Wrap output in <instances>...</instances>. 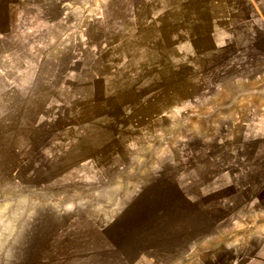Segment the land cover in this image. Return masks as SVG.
Segmentation results:
<instances>
[{"label":"rangeland","instance_id":"1","mask_svg":"<svg viewBox=\"0 0 264 264\" xmlns=\"http://www.w3.org/2000/svg\"><path fill=\"white\" fill-rule=\"evenodd\" d=\"M159 1L84 0L79 26L60 22L57 0H0V72L23 65L38 74L21 92L0 81V264H249L256 256L263 238L253 222L231 220L234 207L217 198L192 205L174 183L184 168L205 177L208 153L223 162L238 149L247 159L264 151V140L245 142L243 127L207 106L252 96L233 90L264 81V32L250 27L240 44H216L207 25L175 30L158 9L150 21L112 25L126 5ZM182 1L195 4L163 3ZM214 133L228 139L219 145ZM92 161L100 172L85 174L81 164ZM255 177L264 180V169Z\"/></svg>","mask_w":264,"mask_h":264},{"label":"crops","instance_id":"2","mask_svg":"<svg viewBox=\"0 0 264 264\" xmlns=\"http://www.w3.org/2000/svg\"><path fill=\"white\" fill-rule=\"evenodd\" d=\"M57 2L62 6H60L63 10L60 22L63 24L67 25L74 21L72 19L78 18L75 21L80 26L81 20H86L85 14L88 8L85 7L84 0H57ZM17 6L19 5L13 6L9 4L8 7L10 8H8V11L13 12V9L18 11ZM125 7V14L121 18L116 17L115 20V17H112V25L119 26L124 23L125 26L123 27H132L130 22L150 21L155 11L154 9H158L159 21L164 26L167 22L173 23L175 30H181L182 28L197 29L200 23L207 25L212 30L210 33L216 44H240V40L238 41L237 39L240 30L250 27L254 29L262 28L264 32V0H195V4L190 6H184L183 1L180 5L172 6L160 0L156 6L149 2V4L140 6L129 4ZM135 13L137 15H134ZM15 23L13 21L9 25V30L16 27ZM258 23H262L263 25L261 24L260 26ZM37 75L36 72L34 73L33 70H29L23 65H19L13 69H4L0 72V81L5 85L3 91H7L10 88H14L20 92L29 90L34 87L37 81V79L29 80V78H34ZM233 92L240 93L244 97L248 94L252 96L245 98L237 97L239 98L238 101L230 100L225 107L221 106L220 102H208L207 106L210 108L212 106L213 111L216 110L218 114L224 111L221 116L223 124L232 119L233 124L243 127L245 142L252 141L260 144L264 140V81L255 83L250 87L248 86V88H236ZM254 97H258L259 99L255 100L256 98ZM211 103L213 104L209 106ZM233 105H236V108H233ZM213 135L214 139L218 141L219 139L222 140L218 142L219 145L225 143L228 139L226 136H215V133ZM223 146L226 147V144H223ZM237 153L229 154V159L226 158L223 162L218 155L215 156L216 154L211 155L208 153L209 160L207 162L205 177L198 172V169L190 170L184 168L177 173L174 185L179 190L182 198L192 205L198 206L204 203L205 198H217L222 206H226V209H231V206L234 207V212L229 217L231 220L253 222L249 223L252 229L250 231L254 233V236L263 239L254 251L256 256L250 259L248 263L264 264V257L262 256L264 255V180L261 177L259 179L256 177L254 179H252L253 177L251 178L253 175L259 174L261 176L263 173L264 151L262 149L255 150L250 159H247L245 156L243 157V154H240V149H238ZM100 155H102L101 150L89 154L92 157ZM80 167L85 174H97L100 172L99 161L85 162ZM246 177L248 178L246 179ZM95 178H97L96 175ZM83 180L85 182L87 180L95 182L92 177H88V179L85 177ZM208 201H206L207 204L209 203ZM133 204L134 201L126 209L129 210ZM126 209L124 210L125 212ZM241 213L243 216L240 215ZM123 214V212H120L116 216L111 217L109 225L103 230L105 236L109 235L105 230L109 227L111 229L117 227ZM109 244L113 245V242L109 241Z\"/></svg>","mask_w":264,"mask_h":264}]
</instances>
